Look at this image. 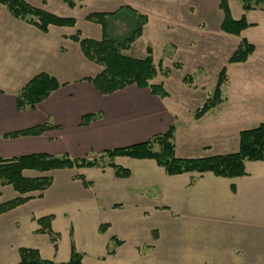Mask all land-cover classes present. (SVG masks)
Returning <instances> with one entry per match:
<instances>
[{"label": "crops", "instance_id": "crops-1", "mask_svg": "<svg viewBox=\"0 0 264 264\" xmlns=\"http://www.w3.org/2000/svg\"><path fill=\"white\" fill-rule=\"evenodd\" d=\"M26 1L48 10L46 8L50 0ZM64 2L72 10L78 5L76 0L75 6H70L65 0ZM57 10L48 11L76 17L71 11L64 10L62 12L66 13H61ZM87 14L84 15L85 19ZM78 30L77 26H50L48 32H43L38 27L15 18L5 5L0 4L1 158L41 152L54 155L68 153L73 157L94 156L105 149L144 142L155 134L166 132L175 124L176 114L164 98L155 95L150 88L131 84L111 94H101L86 79L101 72V66L98 65L99 70L96 67L95 71L88 69L87 72L93 73L70 77L74 60L70 62L71 60L65 59L66 62L61 63L50 60L75 51L80 62H86L87 57L81 44L71 37ZM60 68L68 73L64 75V79L58 75L63 72ZM41 72L58 76L62 86L36 108L19 111L16 104L17 93ZM263 102L264 97L261 100L262 104ZM250 103L244 96L236 97L234 92L213 107L210 113L222 111V107L231 115L235 111L248 113L251 110ZM89 113L101 116L88 125H81L82 117ZM42 124L54 127L41 135L5 136ZM152 160L130 157L116 159L117 163L128 166L130 163L151 164ZM110 168H67L55 171H71L63 178L64 187L69 186L66 182L74 181L81 194L87 196V192L96 187L97 183L92 180V184L85 185L81 179L75 178L77 171L88 178L87 172L92 169L106 171ZM30 171L34 170L25 171V174L31 173ZM144 171H148L146 180L152 179L150 171L158 173V181L153 180L149 185L163 190L150 200L157 201L151 206L153 211L165 215L162 225L149 227L146 231L134 225L114 231L115 227L109 221L106 222L109 223L107 230L101 232V223L98 226L100 235L89 238L82 249L78 248L76 238H72L76 234L75 228L71 231L67 227L66 232L70 236L68 247L62 250L60 242L55 247L48 234L36 232L39 228L37 219L62 207L61 214L70 223L72 215L64 206L77 200V197L68 188L65 196L46 202V195L56 181V173L52 171L53 185L41 197H34L11 211L0 214V264L18 263L21 247L36 248L42 256L43 251H48L55 261H67L71 255L72 239L77 250L84 254L85 263L88 262L87 257L90 259L88 264H264V161H247V175L235 178L220 177L211 172L168 175L163 167ZM131 172V176L118 177V181L114 179L113 183L131 186L135 175L133 169ZM233 185L235 190L232 189ZM1 187L5 186H0V198L3 193ZM168 187L173 189L168 190ZM17 195L16 192L14 197ZM129 197L139 195L130 194ZM101 208L131 211L142 209L149 214L152 210L144 209L138 203L127 205L124 202L103 204ZM54 215L53 230L57 213ZM113 237H117L122 243L117 246L115 253L108 254V245Z\"/></svg>", "mask_w": 264, "mask_h": 264}, {"label": "rangeland", "instance_id": "rangeland-1", "mask_svg": "<svg viewBox=\"0 0 264 264\" xmlns=\"http://www.w3.org/2000/svg\"><path fill=\"white\" fill-rule=\"evenodd\" d=\"M76 1L78 5L74 10L69 8L64 0H50L46 9L51 11L58 9L57 11L61 13H66L62 12L64 10L73 12L82 37L100 39L102 36L101 25L84 18L87 13L112 12L122 8L110 25V34L117 38L129 34L136 25L132 12L126 6L129 5L147 15L148 21L143 27L142 34L125 53L136 58H144L149 52L152 53L159 72L157 77L151 80V84L163 85L167 93L162 98L177 116L174 124L177 156L204 157L236 152L239 149L240 131L264 123V102L261 103L264 97V10L259 8L246 10L241 0H227L231 15L235 19L244 16L250 24L240 34H232L222 28L225 13L220 6L221 0ZM244 39L254 44L255 49L245 60L231 61L232 55ZM75 53L77 52L71 51L67 56L59 55L50 60L59 63L66 62L65 59L71 60L70 62L74 60V69L69 74L70 77L93 73L87 71L88 69L95 71L96 67L99 70L100 65L98 66L96 62L86 55L88 58L86 62H80L79 56ZM223 69L227 77V81L222 84L223 101L235 92L236 97L244 96L246 101H251L250 112L235 111L231 115L222 107V111L210 113V109L207 111L209 113L205 112L206 115L204 113V116L197 117V111L214 95ZM61 70L63 72L58 75L64 79V75L68 73ZM151 162V164L127 162L130 166L120 163L134 171V181H131L129 187L126 183L122 185L113 183L114 179L118 181V177L114 175L112 167L106 171L92 169L87 172L88 178L81 171H77L78 174H83L88 180L97 183L96 187L87 192V196L81 194L74 181L66 182L69 186L64 187L63 178L71 171H54L56 181L46 195V202L50 203L58 196H65L68 188L77 197V200L64 206L72 215L70 223L61 214L62 207L53 210L57 213L54 230L61 235L59 242L62 250L68 247L70 241V236L66 232L67 227L71 231L75 228L76 234L72 235V238L74 240L76 238L78 248L82 249L89 238L100 235L98 226L101 223L112 221L114 231L121 227L128 229V226L133 225L146 231L149 227L162 225L165 215L154 212L151 206L157 201L150 200L153 195L163 190L149 185L153 180L158 181V173L150 171L152 179L146 180L148 171H144L153 167L160 169L154 160ZM30 172L26 173L27 176L40 174L37 171ZM1 188L3 193L0 202L9 200L16 194L11 185ZM171 189L173 188L168 187V190ZM126 193L129 196L138 194L139 197L131 198ZM118 202L127 205L138 203L142 208L152 210L149 214L142 209L131 211L101 208L103 204ZM42 253L43 258L55 261L48 251V254L45 251ZM86 261L87 264L90 263L88 257Z\"/></svg>", "mask_w": 264, "mask_h": 264}, {"label": "trees", "instance_id": "trees-1", "mask_svg": "<svg viewBox=\"0 0 264 264\" xmlns=\"http://www.w3.org/2000/svg\"><path fill=\"white\" fill-rule=\"evenodd\" d=\"M70 6H75L74 0H65ZM244 9L264 10V0H241ZM10 13L17 19L32 24L43 32H48L50 26L75 27L77 19L71 16H60L36 7L26 0H0ZM221 8L225 16L222 28L228 33L240 34L249 22L243 16L235 19L227 0H221ZM126 8L132 12L136 25L122 38L110 34V25L122 8L112 12H91L86 19L101 25L103 37L94 39L82 37L78 30L71 37L80 42L84 54L102 67L101 72L93 77H87L101 94H111L128 85L135 84L140 88H150L160 97H164L167 91L162 84H151V80L157 77L158 68L153 60L151 52L144 58H136L125 53L142 34L144 25L148 21L146 14L138 12L131 6ZM255 45L243 40L238 50L232 55L231 61H243L255 49ZM227 81L225 69L220 74L214 95L207 99L202 108L197 111V117L217 106L223 101L222 84ZM62 86L57 77L47 72H41L32 77L17 93L16 104L19 111L34 109L39 103L47 99L54 91ZM100 114L89 113L82 117L81 125L85 126L99 118ZM54 126L49 124L37 125L31 128L11 132L6 137H19L29 135H41ZM239 149L236 152L217 154L204 157H179L175 150V126L172 125L164 133L151 136L148 140L133 145L105 149L94 156L73 157L68 153L54 155L48 153H32L13 158L0 157V186L11 185L18 193L17 196L0 202V214L11 211L34 197H41L51 187L54 181L52 171L59 169H82L112 167L116 177L131 176V170L116 162L117 157H130L134 159H153L157 165L163 167L168 175L183 173L204 174L211 172L216 176L235 178L247 175V161H264V123L256 127L240 131ZM34 170L41 175L27 176L25 171ZM85 185L92 184L83 174L75 175ZM235 190V186H232ZM36 193V194H34ZM54 214H48L37 219L39 228L37 233H45L57 247L60 233L52 228ZM109 223L100 225V231L105 232ZM122 241L113 237L108 245V254L115 250ZM20 261L16 264H86L84 254L77 250L72 239L71 255L67 261H53L42 257L40 251L32 247L19 249Z\"/></svg>", "mask_w": 264, "mask_h": 264}]
</instances>
